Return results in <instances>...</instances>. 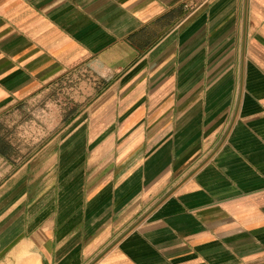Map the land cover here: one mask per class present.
<instances>
[{"label": "crops", "instance_id": "0c3cea01", "mask_svg": "<svg viewBox=\"0 0 264 264\" xmlns=\"http://www.w3.org/2000/svg\"><path fill=\"white\" fill-rule=\"evenodd\" d=\"M0 264H264V0H0Z\"/></svg>", "mask_w": 264, "mask_h": 264}, {"label": "rangeland", "instance_id": "374dc122", "mask_svg": "<svg viewBox=\"0 0 264 264\" xmlns=\"http://www.w3.org/2000/svg\"><path fill=\"white\" fill-rule=\"evenodd\" d=\"M33 148H29V147H24L22 150L24 151V157L29 155L30 154V150H32ZM37 148L34 147V151L36 150Z\"/></svg>", "mask_w": 264, "mask_h": 264}]
</instances>
